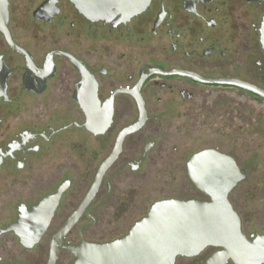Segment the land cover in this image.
<instances>
[{
  "label": "flooded vegetation",
  "instance_id": "1",
  "mask_svg": "<svg viewBox=\"0 0 264 264\" xmlns=\"http://www.w3.org/2000/svg\"><path fill=\"white\" fill-rule=\"evenodd\" d=\"M263 15L264 0H148L126 21L120 14L93 21L71 0H0V231L62 189L30 247L13 231L0 233V264H46L50 238L84 200L121 130L141 116L62 244L86 239L95 221L106 217L123 177L134 175L138 185L155 168L167 171L174 157L197 192L191 198L207 199L187 175L188 158L204 149L229 157L243 174L227 199L241 232L262 234L263 225L244 221L233 195L249 169L264 172V99L228 83L165 72L264 90ZM92 82L95 100L85 101ZM91 107L100 110L102 123L109 118L97 134L84 126L82 108ZM192 130L211 142L185 157L175 140ZM250 149L255 156L241 165L239 153ZM62 257L71 255L61 252L56 264Z\"/></svg>",
  "mask_w": 264,
  "mask_h": 264
},
{
  "label": "water",
  "instance_id": "2",
  "mask_svg": "<svg viewBox=\"0 0 264 264\" xmlns=\"http://www.w3.org/2000/svg\"><path fill=\"white\" fill-rule=\"evenodd\" d=\"M71 1L80 14L93 21H109L117 14H120L119 20L126 21L148 4V0H133L132 3L129 0ZM127 7L130 11H120ZM258 31L264 52V15ZM165 73L186 74L200 81L228 83L264 99V90L238 80H204L191 73ZM91 84L90 95L85 94V101L95 100V84ZM82 110L87 113L84 126L92 133L97 134L108 127L109 118L102 123L98 108ZM143 121L144 117L141 116L121 130L113 151L99 166L84 200L50 238L46 264H56L59 254L64 251L71 258L67 261L68 258L62 257L59 264H226L229 261L233 264H264V232L247 238L241 232L238 216L227 199L229 191L242 179L243 174L232 159L211 149L197 151L187 160V175L193 187L207 199L191 198L197 197V192L191 187L181 162L178 164L177 157H174L169 161L171 165L167 171L155 168L150 179L148 177L138 185L134 175L127 174L133 177L130 180L123 177L122 185L116 187V198L107 204L106 217L95 221L86 239L81 237L76 244L61 243L92 199L104 172L117 157L124 136L138 129ZM175 141L185 157L211 142L210 139H198L194 130L188 131L184 140ZM252 153L251 149L248 153H239L241 165L245 164L244 158L255 156ZM259 157H256L257 163ZM256 168L249 169L233 198L244 221L256 222L254 224L260 227L264 226V172ZM61 192L62 189H59L37 205L21 211L16 223L0 233L13 231L21 244L30 247L41 237ZM244 201L246 203L243 205ZM44 214V220L35 219ZM208 248L214 249L210 255L206 251Z\"/></svg>",
  "mask_w": 264,
  "mask_h": 264
}]
</instances>
